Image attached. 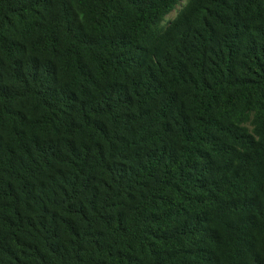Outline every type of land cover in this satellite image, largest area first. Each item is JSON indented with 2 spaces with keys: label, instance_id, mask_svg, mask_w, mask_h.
<instances>
[{
  "label": "trees",
  "instance_id": "obj_1",
  "mask_svg": "<svg viewBox=\"0 0 264 264\" xmlns=\"http://www.w3.org/2000/svg\"><path fill=\"white\" fill-rule=\"evenodd\" d=\"M0 264H264V0H0Z\"/></svg>",
  "mask_w": 264,
  "mask_h": 264
},
{
  "label": "rangeland",
  "instance_id": "obj_2",
  "mask_svg": "<svg viewBox=\"0 0 264 264\" xmlns=\"http://www.w3.org/2000/svg\"><path fill=\"white\" fill-rule=\"evenodd\" d=\"M175 12H171L166 18H172L174 16Z\"/></svg>",
  "mask_w": 264,
  "mask_h": 264
}]
</instances>
